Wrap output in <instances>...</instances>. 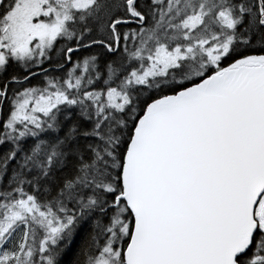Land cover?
I'll return each instance as SVG.
<instances>
[{"label": "snow or ice", "instance_id": "snow-or-ice-1", "mask_svg": "<svg viewBox=\"0 0 264 264\" xmlns=\"http://www.w3.org/2000/svg\"><path fill=\"white\" fill-rule=\"evenodd\" d=\"M0 264H264V0H0Z\"/></svg>", "mask_w": 264, "mask_h": 264}]
</instances>
